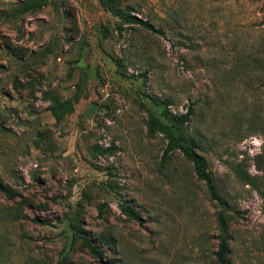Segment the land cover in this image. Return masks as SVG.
Instances as JSON below:
<instances>
[{
    "label": "rangeland",
    "instance_id": "374dc122",
    "mask_svg": "<svg viewBox=\"0 0 264 264\" xmlns=\"http://www.w3.org/2000/svg\"><path fill=\"white\" fill-rule=\"evenodd\" d=\"M103 1L0 17V264H216L214 202L147 132L149 115L166 124L188 107L185 133L239 210L229 258L264 264L250 237L264 235V198L229 169L241 163L264 189V0Z\"/></svg>",
    "mask_w": 264,
    "mask_h": 264
},
{
    "label": "trees",
    "instance_id": "16d2710c",
    "mask_svg": "<svg viewBox=\"0 0 264 264\" xmlns=\"http://www.w3.org/2000/svg\"><path fill=\"white\" fill-rule=\"evenodd\" d=\"M99 2L104 5L105 1L99 0ZM47 4V0H25L20 1L13 9L8 12H0L1 16H10L17 17L27 12H33ZM111 13L117 16L120 21L124 24L135 25L141 29L162 35L161 30L155 29L152 24L147 21H143L134 16H130L127 13L118 12L111 10ZM264 24V23H263ZM245 63H242V66ZM54 118L58 119L60 116L57 111H51ZM193 110L191 107H188V110L185 114L179 117H166V124H161L155 117L152 115L148 116L147 132H151L154 127L157 130L164 134L168 139L166 147L164 149V154L172 151L173 149L178 150L182 156L191 162L193 166V171L196 177L203 181L206 190L209 194V199L211 202H214V222L217 228V250L214 253V261L216 264H240L234 263L230 260L229 255L231 254V249L229 247V234L230 226L233 222H236L239 215V210L233 206L229 200L230 191L226 188L221 187L220 183L216 180V177L209 175L204 171L202 166L203 157L198 152H202L201 143L199 138L194 135H187L185 133L184 124L188 123L189 116L192 114ZM99 153H102V150H98ZM259 167V166H258ZM229 169L232 173L233 178L243 186H248L254 190L261 198H264V189H262L261 178L257 176H251L247 171L242 167L241 163L235 165H230ZM259 170V169H258ZM0 191H3V188L0 187ZM121 210L125 212L124 208L121 206ZM135 219V217H134ZM72 231V237L76 236L80 242L81 246L86 250V252L96 261H101V250L96 246L92 240L89 239L88 234L84 231H79L75 228H70ZM264 230V227H263ZM253 238L252 244L256 242L262 246L264 251V235L259 238L250 236ZM248 250V248H246ZM252 252V251H251ZM65 256H62L58 264H65ZM243 264V263H241Z\"/></svg>",
    "mask_w": 264,
    "mask_h": 264
}]
</instances>
